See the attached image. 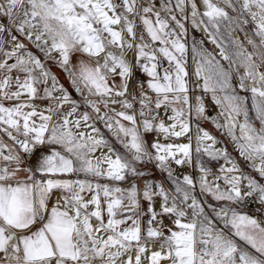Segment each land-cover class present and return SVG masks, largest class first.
<instances>
[{"label":"snow or ice","instance_id":"snow-or-ice-1","mask_svg":"<svg viewBox=\"0 0 264 264\" xmlns=\"http://www.w3.org/2000/svg\"><path fill=\"white\" fill-rule=\"evenodd\" d=\"M0 18V264H264V0Z\"/></svg>","mask_w":264,"mask_h":264},{"label":"rangeland","instance_id":"rangeland-1","mask_svg":"<svg viewBox=\"0 0 264 264\" xmlns=\"http://www.w3.org/2000/svg\"><path fill=\"white\" fill-rule=\"evenodd\" d=\"M0 22L7 23V21L4 20L3 18H0ZM186 26L189 29V36L190 37L191 36H195L198 39H203L205 41V47H207L211 51L217 52L213 48L212 44L208 43V38L200 30L196 31V30L192 29L190 23H187ZM241 39H243L242 36H241ZM225 63H227V62H225ZM189 64L191 65V54H189ZM191 70L192 69L190 68V72H191ZM52 71L58 75V77L60 78V82L63 83L65 85V87H68L70 91H72V89H71L70 85L68 84L67 79H66L64 73L62 72V70H60L57 67H53ZM137 75H139V72H137ZM74 95H75V93H74ZM76 98L79 99L78 96ZM206 99H210V97H208ZM249 107H250V101H249ZM82 110L83 109H81V111ZM204 126L206 128H208L218 139H220L221 141L224 140V137L221 135V133L219 131H216L214 129V127L211 125V123H206ZM98 127H100L101 130L106 133V130L103 128V125H99L98 124ZM153 136H154V134H149L147 136L148 141H151L153 139ZM228 148H229V151H232V145L231 144L228 145ZM211 167L213 168V171H215L216 167H217V164L213 163L211 165ZM186 171H191V168H187ZM159 177H160V173L158 171H154L153 166H149L148 169H147V178L148 179H159ZM209 179H212V177L210 176ZM126 184H127V182H125L124 186H126ZM144 207L145 208L147 207L146 203L144 204ZM256 209H257V206L253 204V205H249L248 208L246 209V211H248L251 214H255L256 213Z\"/></svg>","mask_w":264,"mask_h":264},{"label":"bare ground","instance_id":"bare-ground-1","mask_svg":"<svg viewBox=\"0 0 264 264\" xmlns=\"http://www.w3.org/2000/svg\"><path fill=\"white\" fill-rule=\"evenodd\" d=\"M200 31H201V32L207 37L206 33H205L204 30H203V27L200 28ZM207 38H208V37H207ZM212 46H213V48L218 52V49H216L214 45H212Z\"/></svg>","mask_w":264,"mask_h":264}]
</instances>
